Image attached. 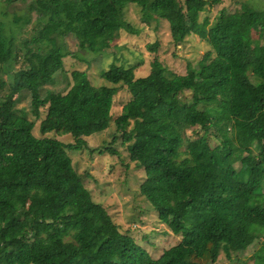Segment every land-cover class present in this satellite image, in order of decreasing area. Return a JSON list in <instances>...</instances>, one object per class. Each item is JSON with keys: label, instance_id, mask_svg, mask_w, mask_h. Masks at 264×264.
<instances>
[{"label": "trees", "instance_id": "obj_1", "mask_svg": "<svg viewBox=\"0 0 264 264\" xmlns=\"http://www.w3.org/2000/svg\"><path fill=\"white\" fill-rule=\"evenodd\" d=\"M0 1L26 10L15 19L19 29L35 25L30 36L17 37L0 22V264H216L222 254L240 263L259 244L254 264H264L255 235L264 229V11L223 9L211 24L201 16L221 0ZM130 5L146 21L169 23L176 45L191 35L204 40L210 50L199 67L168 74L156 58L151 73L137 78L135 68L113 64L99 73L112 85L102 87L74 72L66 102L82 113L71 128L75 145L37 138L35 124L17 112L20 97L31 94L32 114L41 120L51 97L42 100L43 86L55 82L68 57L79 58L65 40L80 46L83 31L98 54L123 31L139 35L125 19ZM158 49V42L149 46ZM118 85L133 99L114 121ZM112 121L131 163L145 169L140 194L182 237L158 260L94 202L69 154L89 150L85 139Z\"/></svg>", "mask_w": 264, "mask_h": 264}, {"label": "rangeland", "instance_id": "obj_2", "mask_svg": "<svg viewBox=\"0 0 264 264\" xmlns=\"http://www.w3.org/2000/svg\"><path fill=\"white\" fill-rule=\"evenodd\" d=\"M223 9L229 13L248 9L264 11V0H221L219 6L208 7L207 12L202 14L201 21L209 19L213 24ZM25 13L26 10L21 8L20 3L8 6L5 1H0V22L6 25L9 34H18L17 37L31 35L35 25L20 29L15 25V19ZM125 19L139 31V35L121 32L111 43V49L104 53H91V40L83 31L80 32L83 37L80 46L74 37L65 40L69 52L73 54L78 51L75 54H78L79 58L73 55L68 57L55 82L43 86L42 100L46 101L48 94H51V97L43 106L45 114L41 120L32 114L31 94L24 92L20 97L16 104L17 112L24 114L35 124L34 135L37 138H55L68 148L75 145L71 128L82 119V113L66 102V97L74 86V72L88 73L95 87L112 86L100 78V72L108 71L111 65L116 64L125 69L135 68L137 78H143L151 73L152 62L157 58L168 70V74L186 75L188 64L197 69L203 56L210 50L209 45L195 35L187 37L183 44L176 45L169 23L157 18L144 20L141 9L137 6L127 7ZM257 38L258 35H255V39ZM157 42L158 51H150L149 46ZM18 45L24 49L19 40ZM7 70L11 71L9 68ZM117 88L119 93L114 98L112 110L114 121L123 115V108L133 99L122 85ZM190 96V93H185L183 98L188 99ZM114 121L106 132L85 139L89 150L83 149L69 154L73 159L74 169L80 174L94 202L107 208L121 233L133 236L153 259L158 260L165 251L179 245L182 237L171 233L169 227L161 222L158 214L140 194V188L146 180L145 169L131 163L126 148L122 146L123 138L117 134ZM133 125L134 122L131 123L130 129ZM166 135L168 144L175 147L173 136L169 133ZM210 137L212 147H216L219 141L212 135ZM108 148H113L118 154L99 152ZM180 152L189 157L186 155L185 146ZM255 235H261L264 244V229ZM261 248L259 244L255 250L240 256V263L229 261L222 254L216 264H254V257L261 252Z\"/></svg>", "mask_w": 264, "mask_h": 264}, {"label": "water", "instance_id": "obj_3", "mask_svg": "<svg viewBox=\"0 0 264 264\" xmlns=\"http://www.w3.org/2000/svg\"><path fill=\"white\" fill-rule=\"evenodd\" d=\"M206 1H208V0H206Z\"/></svg>", "mask_w": 264, "mask_h": 264}]
</instances>
